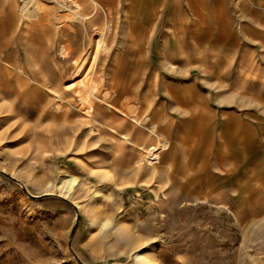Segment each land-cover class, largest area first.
I'll return each instance as SVG.
<instances>
[{
  "label": "rangeland",
  "instance_id": "rangeland-1",
  "mask_svg": "<svg viewBox=\"0 0 264 264\" xmlns=\"http://www.w3.org/2000/svg\"><path fill=\"white\" fill-rule=\"evenodd\" d=\"M59 3L0 0V264H264V0Z\"/></svg>",
  "mask_w": 264,
  "mask_h": 264
},
{
  "label": "bare ground",
  "instance_id": "bare-ground-1",
  "mask_svg": "<svg viewBox=\"0 0 264 264\" xmlns=\"http://www.w3.org/2000/svg\"><path fill=\"white\" fill-rule=\"evenodd\" d=\"M58 2H60V3L63 4V5H67V0H58ZM60 3H59V4H60ZM60 6H61V5H60ZM104 35H105V32L102 31V33H101V37H100V40H101V41L104 39ZM153 149H155V148H153ZM153 154H154V152L151 153V155H153ZM148 156H149V155H148ZM149 157H152V156H149ZM155 157H156V156H155ZM155 157H153V158H155ZM140 257H141V255H138V258H140ZM140 262H141L142 264H147L149 261L146 260V259H141Z\"/></svg>",
  "mask_w": 264,
  "mask_h": 264
},
{
  "label": "crops",
  "instance_id": "crops-1",
  "mask_svg": "<svg viewBox=\"0 0 264 264\" xmlns=\"http://www.w3.org/2000/svg\"><path fill=\"white\" fill-rule=\"evenodd\" d=\"M95 5H98V4L95 3ZM249 189H250V188H249ZM249 189H247V190H249Z\"/></svg>",
  "mask_w": 264,
  "mask_h": 264
}]
</instances>
